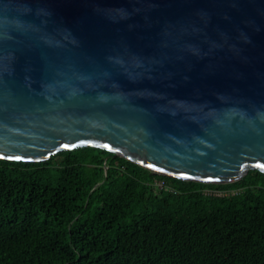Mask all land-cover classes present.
Instances as JSON below:
<instances>
[{"label":"water","instance_id":"1","mask_svg":"<svg viewBox=\"0 0 264 264\" xmlns=\"http://www.w3.org/2000/svg\"><path fill=\"white\" fill-rule=\"evenodd\" d=\"M87 146L190 181L264 172V0H0V158Z\"/></svg>","mask_w":264,"mask_h":264},{"label":"trees","instance_id":"2","mask_svg":"<svg viewBox=\"0 0 264 264\" xmlns=\"http://www.w3.org/2000/svg\"><path fill=\"white\" fill-rule=\"evenodd\" d=\"M0 264H264V172L190 181L91 146L0 158Z\"/></svg>","mask_w":264,"mask_h":264},{"label":"built area","instance_id":"3","mask_svg":"<svg viewBox=\"0 0 264 264\" xmlns=\"http://www.w3.org/2000/svg\"><path fill=\"white\" fill-rule=\"evenodd\" d=\"M158 185L160 187H164L165 185L163 184L162 181H159L158 182ZM205 193L207 194H215V195H218V196H226V195H229V194H235L237 193V190H232L231 188H210V189H206L204 190Z\"/></svg>","mask_w":264,"mask_h":264}]
</instances>
